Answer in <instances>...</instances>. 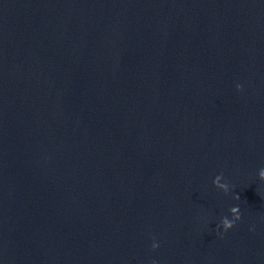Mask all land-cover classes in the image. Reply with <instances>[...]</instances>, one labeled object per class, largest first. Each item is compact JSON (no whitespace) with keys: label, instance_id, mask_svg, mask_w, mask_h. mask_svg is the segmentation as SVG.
Returning a JSON list of instances; mask_svg holds the SVG:
<instances>
[{"label":"water","instance_id":"obj_1","mask_svg":"<svg viewBox=\"0 0 264 264\" xmlns=\"http://www.w3.org/2000/svg\"><path fill=\"white\" fill-rule=\"evenodd\" d=\"M261 168L264 0H0V264H264Z\"/></svg>","mask_w":264,"mask_h":264},{"label":"clouds","instance_id":"obj_2","mask_svg":"<svg viewBox=\"0 0 264 264\" xmlns=\"http://www.w3.org/2000/svg\"><path fill=\"white\" fill-rule=\"evenodd\" d=\"M237 90H242V85L237 84L236 85ZM258 176L261 180H264V168H261L258 172ZM223 179V174H219L215 177L213 183L214 185L219 188L222 189L225 193H227L230 189V185L227 182H221ZM236 199H240L239 195L235 196ZM230 212L232 214V218L229 219L228 217H223L221 219V222L219 225H217V228L222 227L224 231H227L231 228H233L236 225V222L239 221L241 219V211L239 206H234L230 209ZM222 235V233H221ZM157 247H159L158 243H156L155 241L152 244V248L156 249ZM152 264H157V262L155 260L152 261Z\"/></svg>","mask_w":264,"mask_h":264}]
</instances>
